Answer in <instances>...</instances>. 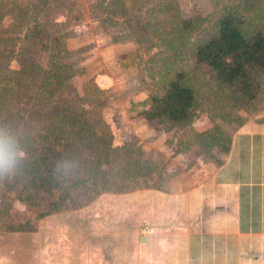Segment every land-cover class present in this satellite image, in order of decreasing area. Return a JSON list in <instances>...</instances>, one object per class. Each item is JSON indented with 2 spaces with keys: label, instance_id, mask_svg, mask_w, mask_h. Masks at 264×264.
<instances>
[{
  "label": "rangeland",
  "instance_id": "1",
  "mask_svg": "<svg viewBox=\"0 0 264 264\" xmlns=\"http://www.w3.org/2000/svg\"><path fill=\"white\" fill-rule=\"evenodd\" d=\"M146 1L126 2L131 13L122 15L115 10L113 0H40L38 10L29 13L27 25L19 28L17 15H12L10 10L6 14L11 15L2 20L4 29H0V39L14 41L16 49L24 45L27 35L38 25L61 41L63 50L59 57L54 51L35 48L13 57L12 70L21 71L23 66H31V73L24 80L33 84L31 100L36 98L45 78L52 75L56 64L69 66L67 74L64 73L69 77L65 87L58 89L50 99L53 105L62 107L64 101H69L89 109L88 104L93 102L92 110L103 116L111 127L114 145L133 148L134 152L128 154L123 150L122 158L109 168L108 178L112 184L108 186L113 188L116 183L127 190L119 193L106 187L97 194L88 184V189L74 194L72 205L41 219L38 215L49 207L46 195L36 196L35 200L29 199L33 203L25 204L18 199L22 185L13 188L10 183L0 181V206L7 213L5 218L31 222L25 232H0V264H86L87 252L91 250H94V264H110L111 256H101L109 248L97 246V241L120 240L129 245L142 237H173L161 230L167 221L171 223L172 214L166 221L169 210L157 207L158 199L151 192L167 189L173 178H180L177 190L193 185L198 174H203L201 164L211 165L224 157L218 148L198 145L191 131L197 133L221 127L231 140L230 151L243 137L264 133V78L260 83L261 93L253 102H242L237 88L234 92H224L214 73L208 67L197 66L192 57V49L204 32L187 34L185 41L180 36L176 39L172 25H167L161 13L166 6L174 7L175 0ZM176 1L184 17H206L213 13L211 0ZM32 43L28 41V46ZM176 70L188 74L198 98L196 117L185 128L162 124L159 118L147 119L142 115L149 109L145 102L159 87L160 78ZM31 102L17 104L12 100L10 105L15 110L9 117L0 115V127L7 125L17 139L35 128L30 114L37 107L33 106L35 100ZM18 111L19 116L15 114ZM139 152L143 156L140 157ZM85 158L95 161L93 151L82 152L79 160ZM136 160L140 161L143 175L134 173ZM130 161L131 166L127 165ZM146 172L150 174L145 176ZM182 179L189 182L184 185ZM145 222L153 229L152 235L143 234ZM180 222L177 220L170 225L180 228ZM91 241L94 246L88 247Z\"/></svg>",
  "mask_w": 264,
  "mask_h": 264
},
{
  "label": "trees",
  "instance_id": "2",
  "mask_svg": "<svg viewBox=\"0 0 264 264\" xmlns=\"http://www.w3.org/2000/svg\"><path fill=\"white\" fill-rule=\"evenodd\" d=\"M39 1L16 0V4H13L14 0H0V29H4L1 28L4 17L11 14L17 15L19 28L27 25L29 13L41 6ZM113 1L116 11L122 15L131 13L126 2L133 0ZM173 3L174 7L168 4L169 7L166 6L161 11L167 25H172L173 37L177 39L180 36L185 41L187 34L204 32V36L192 49L195 64L208 67L224 92H234L237 88L241 92L242 102L257 99L261 93L260 83L264 78V0H211L213 13L206 17L191 18L181 14L178 1ZM8 10L11 14H6ZM30 34L19 49L13 47L14 41L0 39L1 117L3 114L9 117L15 110L10 105L12 100L17 104L32 103L35 100L33 106L37 107L30 114L35 128L18 138L26 156L16 174L2 183H10L13 188L22 185L18 199L25 204L33 203L29 199L35 200L36 196L46 195L49 207L38 215L41 219L61 212L66 205H72L74 194L88 189V184L96 189L97 194L106 187L119 193L127 190L125 186L120 187L116 183H113V188L108 186L112 184L108 178L109 168L122 158L123 150L128 154L134 151L130 147L114 145L111 127L103 116L94 112V108L92 110L95 107L93 102L88 104L89 109L85 105H72L69 101H64L62 107L53 105L50 99H53L58 89L65 87L69 77L64 73L69 66L56 64L52 75L45 78L36 98L31 100L33 84L24 82L25 77H29L31 73V66H23L21 71L12 70L10 65L13 57L17 54L25 55L27 49L31 48L40 51L48 49L59 57L63 47L59 38L51 37L39 25ZM31 40L33 43L28 46V41ZM52 43L55 46L51 47ZM197 102V93L188 74L183 70H176L160 78L159 87L145 102L149 109L142 115L147 119L159 118L162 124L185 128L196 117ZM20 113L18 111L15 114L19 116ZM191 137L203 148H218L223 155L230 152L231 140L219 126L203 132L191 131ZM90 150L93 151L95 161L90 162L89 158L80 161L81 153H88ZM138 155L143 156L142 152ZM135 163L137 167L134 173L143 175L140 161L136 160ZM127 165L131 166L132 161L127 162ZM147 173L145 176L150 174ZM24 195H28V198ZM6 214L5 209L0 206V232L12 234L30 229V221H12L5 218Z\"/></svg>",
  "mask_w": 264,
  "mask_h": 264
},
{
  "label": "crops",
  "instance_id": "3",
  "mask_svg": "<svg viewBox=\"0 0 264 264\" xmlns=\"http://www.w3.org/2000/svg\"><path fill=\"white\" fill-rule=\"evenodd\" d=\"M258 135L201 164L193 185L177 190L180 178H173L167 189L151 192L157 207L169 210L166 221L172 214L161 230L173 237H142L129 245L97 241L109 248L101 256H111L110 264H264V133ZM177 220L180 228L170 225ZM124 246L130 249L121 251ZM93 254L87 252L86 264H94Z\"/></svg>",
  "mask_w": 264,
  "mask_h": 264
},
{
  "label": "clouds",
  "instance_id": "4",
  "mask_svg": "<svg viewBox=\"0 0 264 264\" xmlns=\"http://www.w3.org/2000/svg\"><path fill=\"white\" fill-rule=\"evenodd\" d=\"M25 156L15 133L7 126L0 127V181L10 180Z\"/></svg>",
  "mask_w": 264,
  "mask_h": 264
},
{
  "label": "built area",
  "instance_id": "5",
  "mask_svg": "<svg viewBox=\"0 0 264 264\" xmlns=\"http://www.w3.org/2000/svg\"><path fill=\"white\" fill-rule=\"evenodd\" d=\"M153 229L150 228V226L147 224V222L144 223V229H143V234L145 236H149L153 234Z\"/></svg>",
  "mask_w": 264,
  "mask_h": 264
}]
</instances>
